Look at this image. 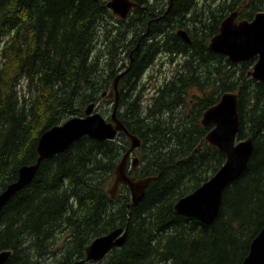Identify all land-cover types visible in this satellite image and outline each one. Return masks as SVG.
<instances>
[{
	"label": "trees",
	"instance_id": "16d2710c",
	"mask_svg": "<svg viewBox=\"0 0 264 264\" xmlns=\"http://www.w3.org/2000/svg\"><path fill=\"white\" fill-rule=\"evenodd\" d=\"M106 1L0 0V192L15 180L20 166L35 162L42 131L83 116L90 103L97 105L122 53L129 60L132 56L129 77L134 83L160 52L184 57L175 78L157 87L147 108L140 92L134 88L123 95L119 83L116 117L141 139L139 166L129 174L157 179L135 206L127 185H119L111 198L114 168L130 139L122 131L102 142L78 139L43 160L31 183L0 210V251H11L6 264H69L84 257L95 237L117 227H128L126 242L99 264H242L264 227V82L247 76L255 59L239 63L241 72L228 73L224 82L218 64L223 56L208 47L221 21L242 1L213 0L200 11L198 0H174L163 17L166 4L133 0L140 7L130 14L137 25L131 41L122 27L115 26L116 35L107 28L111 14ZM262 2L249 0L245 19L251 20ZM175 26L185 29L190 43L176 31L167 35L164 48L142 37V32L157 37ZM101 32L112 45L106 46L105 57L96 49ZM208 84L221 91L205 93ZM193 87L203 95L192 104L185 95ZM239 87L238 138L252 137L254 150L245 172L225 189L219 216L206 225L176 214L173 207L225 163V155L206 140L212 125L203 126L201 120L224 92ZM109 102V114H102L107 121ZM61 251L64 256L56 260ZM49 256L57 258L50 261Z\"/></svg>",
	"mask_w": 264,
	"mask_h": 264
},
{
	"label": "water",
	"instance_id": "95a60500",
	"mask_svg": "<svg viewBox=\"0 0 264 264\" xmlns=\"http://www.w3.org/2000/svg\"><path fill=\"white\" fill-rule=\"evenodd\" d=\"M173 1L169 0L165 15L171 10ZM137 6L138 3L133 0L106 1V7L120 19H126ZM237 17L238 11H234L221 21L220 30L211 38L209 49L227 57L232 63L246 62L256 57L248 76L257 82H264V11L255 13L251 20H239ZM177 35L190 43V37L184 29L178 30ZM130 67L131 65L115 75L109 90L101 93L106 99L113 97L111 121H107L96 110L95 103H90L83 116H72L42 131L37 141L35 162L20 166L15 180L0 192V210L11 197L31 183L43 160L65 151L84 136L102 142L114 139L120 131L130 139L131 146L116 164L108 192L114 198L119 185L125 184L129 187L132 205L135 206L143 200L147 188L157 176L137 179L128 173L129 159L132 152L141 146V139L130 133L124 122L116 117L118 81L128 73ZM238 96V92L226 91L216 104L204 112L201 120L203 126L213 125L206 140L219 148L226 161L212 177L175 203L173 208L176 214L196 219L206 225L214 223L220 214L225 189L247 169L254 150V140L252 137L238 139L241 128ZM138 162V158L134 157L132 167L137 168ZM127 234L128 227H117L95 237L85 247L84 257L69 264H99L112 249L125 244ZM10 256V250L0 251V264H6ZM242 264H264V227L252 240L249 253Z\"/></svg>",
	"mask_w": 264,
	"mask_h": 264
},
{
	"label": "rangeland",
	"instance_id": "374dc122",
	"mask_svg": "<svg viewBox=\"0 0 264 264\" xmlns=\"http://www.w3.org/2000/svg\"><path fill=\"white\" fill-rule=\"evenodd\" d=\"M158 1L166 4V8H167V6H169V0H158ZM241 1H242V4L238 8L239 20L245 19V17L243 16L245 13L243 14V12H248L247 3L249 2V0H241ZM212 2H213V0H198L199 10L201 11L204 8H206V10H208V7H209L208 5ZM150 3L151 4L154 3L153 0H150ZM260 4H264V2H262ZM260 10H264V6H260ZM260 10H257L256 12H258ZM109 12L111 15H108V17L105 20V22L107 21V28L108 29L110 27L114 28L112 30V33L116 35L115 26L122 27V31L125 33V37L129 41H131L132 37L134 36V32H135L134 28H136V26H137L136 22H134L133 18L131 16H129L126 19H120L118 16L114 15L110 10H109ZM133 14H134V12H133ZM215 14L217 15V14H221V13L216 12ZM164 16H166V15H163V17ZM160 18L161 17H159L157 19L160 20ZM157 19H155V20L158 21ZM117 21H120V23H122V24L117 23ZM180 27H184V26L180 25ZM184 28H179V27L175 26L172 30V29H167L165 27L163 29L162 33L157 37L156 36L153 37V35H149L150 31L147 32L146 34H143V32H142V35H143L142 37H144L148 43H152V39H154V43H152V44H156V46L162 45V47L164 48L166 40H167V35L170 34V32L175 33V31L177 32L179 29H184ZM100 36H99L100 40L97 41V43H96V49L98 51H101L102 57H105L103 55H104L106 46L108 45V47L110 49L112 47V45L111 44L109 45V42L106 41V39L104 37V32H101ZM120 45H122V44L117 43L115 50L117 49V51H118V49H119V51H120V47H118ZM208 47H209V44H208ZM116 60H117V67L118 68L122 67L123 63L129 62L128 56L125 57V53H122V55H120V57L117 56ZM183 60H184V57H182V56H179V55L174 56V55H170L167 52H160L157 55L153 64L150 65L144 71L142 76L138 80H136L135 83L133 82L132 79L128 80L127 82H126V79H124L120 83H122V85L124 86L125 92L131 91V89H134V88L136 89V91H135L136 94H138L140 92L142 94L141 100H143L141 104L143 105L144 108H147L153 102V97L156 95L157 87H159V86L165 84L166 82H169L175 78V76L177 74L178 64L181 63ZM227 60L228 59L226 57H223V59L219 60V63H218V64H221L222 68H223L224 82L227 81L226 76L228 73H230V74H233L235 72L240 73L241 69H242V66L241 65L239 66V63L235 64L236 66L240 67L239 71H238V67L236 70L231 69L230 65L227 63ZM1 61H2V58H1V47H0V64H1ZM107 61L108 60H106V64H107ZM241 63H243V62H241ZM252 66H253V64L250 66V70L252 69ZM211 80H213V78ZM216 86L217 85H213V84H208V85L204 86L205 93L211 94L215 91H216V93H219L221 90L219 88H217ZM253 89H255V84H252L249 86V90L252 91ZM238 90H235V91H238ZM202 95H203V92L201 90H199L197 87H193V88L189 89L187 94L185 95V101L193 104L197 101L196 96H202ZM109 101H111V100H107L105 98L99 99L97 101L96 109L101 115L103 114V115L107 116L109 114V111L107 110V109H110V106H111V103ZM137 156L139 157V154L135 151L133 153V157H137ZM138 165H139V162H138ZM138 165H137V167H138ZM64 254H65V251L64 252L61 251L58 258L56 256H49V260L53 261L56 258H57L56 260H58V259L62 258L64 256Z\"/></svg>",
	"mask_w": 264,
	"mask_h": 264
},
{
	"label": "flooded vegetation",
	"instance_id": "af4514ba",
	"mask_svg": "<svg viewBox=\"0 0 264 264\" xmlns=\"http://www.w3.org/2000/svg\"><path fill=\"white\" fill-rule=\"evenodd\" d=\"M239 8V7H238ZM238 8L236 9V11H238V19H239V10H238ZM257 13V12H256ZM131 58H130V60H129V62L128 63H126V66L124 67L123 65H122V67H119L118 69H117V72L115 73L116 75L118 74V73H120V72H122V71H124L125 69H127L130 65L132 66V56H130ZM255 60H256V57L254 58ZM253 60V59H252ZM255 62V61H254ZM124 64V63H123ZM130 69H131V67H130ZM129 73H130V70L128 71V73H126L123 77H120V79H119V81H118V85H117V87H118V89H120V86H119V83H120V81H122L123 79H129V80H131V78L129 77L130 75H129ZM124 92H125V90L123 89L122 90V93H123V95H124ZM112 99V98H111ZM113 100V99H112Z\"/></svg>",
	"mask_w": 264,
	"mask_h": 264
},
{
	"label": "bare ground",
	"instance_id": "6f19581e",
	"mask_svg": "<svg viewBox=\"0 0 264 264\" xmlns=\"http://www.w3.org/2000/svg\"><path fill=\"white\" fill-rule=\"evenodd\" d=\"M157 20H158V19H157ZM235 64H236V63H235ZM248 73H249V72H248ZM247 76H248V74H247ZM248 77H250V76H248ZM251 78H252V77H251ZM207 142H208V141H207ZM208 143H209V142H208ZM209 144H210V143H209ZM211 145H212V144H211ZM213 146H214V145H213ZM217 148H218V147H217ZM218 149H219V148H218ZM225 161H226V160H225ZM235 181H236V179L234 180V182H235ZM231 184H232V183H231ZM231 184H230V185H231ZM21 190H22V189H21ZM18 192H19V191H18ZM11 198H12V197H11ZM11 198H10V199H11ZM10 199H9V200H10ZM9 200H8V201H9ZM3 207H4V206H3ZM3 207H2V208H3Z\"/></svg>",
	"mask_w": 264,
	"mask_h": 264
},
{
	"label": "clouds",
	"instance_id": "9594fccd",
	"mask_svg": "<svg viewBox=\"0 0 264 264\" xmlns=\"http://www.w3.org/2000/svg\"><path fill=\"white\" fill-rule=\"evenodd\" d=\"M259 83H263V82H259ZM240 113V112H239ZM246 138H248V137H246ZM239 139V138H238ZM245 139V138H244ZM239 140H242V139H239Z\"/></svg>",
	"mask_w": 264,
	"mask_h": 264
}]
</instances>
